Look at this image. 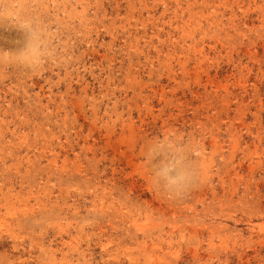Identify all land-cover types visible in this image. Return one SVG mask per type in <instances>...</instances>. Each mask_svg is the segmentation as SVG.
I'll return each mask as SVG.
<instances>
[{
  "label": "rangeland",
  "instance_id": "374dc122",
  "mask_svg": "<svg viewBox=\"0 0 264 264\" xmlns=\"http://www.w3.org/2000/svg\"><path fill=\"white\" fill-rule=\"evenodd\" d=\"M0 264H264V0H0Z\"/></svg>",
  "mask_w": 264,
  "mask_h": 264
},
{
  "label": "clouds",
  "instance_id": "9594fccd",
  "mask_svg": "<svg viewBox=\"0 0 264 264\" xmlns=\"http://www.w3.org/2000/svg\"><path fill=\"white\" fill-rule=\"evenodd\" d=\"M29 54H34L31 48ZM153 176L165 195L174 199L184 197L196 186L197 180V172L185 165L182 157L153 171Z\"/></svg>",
  "mask_w": 264,
  "mask_h": 264
}]
</instances>
